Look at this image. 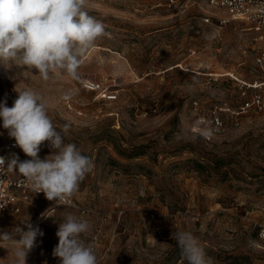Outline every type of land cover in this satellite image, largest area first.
<instances>
[{"label":"rangeland","instance_id":"1","mask_svg":"<svg viewBox=\"0 0 264 264\" xmlns=\"http://www.w3.org/2000/svg\"><path fill=\"white\" fill-rule=\"evenodd\" d=\"M85 9L108 35L81 58L79 80L57 72L44 81L18 61L0 66V101L12 107L18 91L32 89L58 130L71 124L65 143L94 165L71 197L84 211L31 196L19 213L0 215V231L28 218L43 231L26 264H60L52 252L68 213L89 222L81 239L98 264H187L176 231L192 232L214 264H264V85L241 83L264 73L249 25L219 26L223 11L208 0H86ZM86 79L116 98L87 91ZM68 90L72 99L62 100ZM254 94L262 108L243 107ZM214 114L222 127L200 136ZM0 133L14 140L2 120ZM52 152L45 141L38 156ZM14 261V247L0 241V264Z\"/></svg>","mask_w":264,"mask_h":264},{"label":"clouds","instance_id":"2","mask_svg":"<svg viewBox=\"0 0 264 264\" xmlns=\"http://www.w3.org/2000/svg\"><path fill=\"white\" fill-rule=\"evenodd\" d=\"M85 5L86 0H0V66L18 61L30 71L38 70L44 81L57 72L79 80L81 58L98 38L108 35L103 22L89 15ZM193 82L199 83L195 77ZM18 93L12 107L7 106V97L0 101V120L8 136L14 138L16 146L31 159L21 161L13 153L5 168V157L0 156V171L17 172L18 169L17 173L34 193L42 192L47 200L58 205L72 206L70 198L91 172L93 162L74 143H65L71 124L65 123L59 130L53 125L43 95L32 89ZM72 97L73 92L68 90L61 99L69 101ZM198 134L207 138L213 135V130L200 127ZM45 141L53 152L41 160L38 153ZM48 212L42 213V217L49 216ZM28 220L10 230L0 231V241L14 247V264H26L37 237L44 235L38 225ZM89 230V222L72 213L59 220L58 244L52 255L60 258V264H98L93 248L81 239ZM259 235L264 238V230ZM172 239L187 264H214L192 232H173Z\"/></svg>","mask_w":264,"mask_h":264},{"label":"built area","instance_id":"3","mask_svg":"<svg viewBox=\"0 0 264 264\" xmlns=\"http://www.w3.org/2000/svg\"><path fill=\"white\" fill-rule=\"evenodd\" d=\"M176 1L164 0V3L173 5ZM208 5L223 11V14L217 18L219 26L226 25L232 21H241L249 25V29L255 34L254 40L258 43L254 57L255 65L264 73V0H208ZM202 19L205 23H210V16H205ZM241 83L246 85V87H261L264 85V78L259 81L255 80L252 83L246 81H241ZM82 85L87 91L96 92L100 98H116L109 86L101 80L86 79ZM262 106L263 99L259 94L251 96L243 105L246 108L256 109H261ZM210 123L213 132L220 130L223 125L217 114L211 117ZM19 149L15 144V140H3L0 136V156L5 157V168L11 154L15 153L19 156ZM16 171L18 172V169ZM17 172L11 170L0 171V205H3L0 208V215L19 213L22 204L26 203L31 196H41L46 199L42 192L34 193L25 179ZM51 202L58 205L55 201ZM69 207H76L78 210L84 211L74 201H72V206ZM260 238L264 240L261 236Z\"/></svg>","mask_w":264,"mask_h":264}]
</instances>
